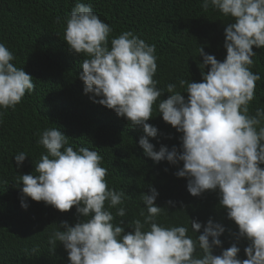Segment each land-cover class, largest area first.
I'll use <instances>...</instances> for the list:
<instances>
[{
	"label": "clouds",
	"instance_id": "obj_1",
	"mask_svg": "<svg viewBox=\"0 0 264 264\" xmlns=\"http://www.w3.org/2000/svg\"><path fill=\"white\" fill-rule=\"evenodd\" d=\"M201 7L218 10L234 22L225 28V59L218 60L201 46L202 81L180 79L183 93L175 83L167 84L166 90L157 87L155 45L125 31L113 37L109 47L112 28L90 3L77 0L63 21V39L70 51L87 57L79 73L84 93L126 118L133 128L142 126L145 135L139 145L147 157L156 163L166 160L178 166L182 162L175 175L187 178V190L194 197L218 190L219 205L238 225L237 241H249L244 248L247 258L239 257L237 243L223 249L220 237L226 228L212 218L206 225L190 218L195 239L188 235L187 226L158 223L168 207L157 205L159 192L151 184L147 186L150 194H140L143 220L114 223L116 217L127 215L122 205L128 194L108 187L102 155L83 146L74 150L60 127H51L37 141L46 154L41 153L35 163L36 174L20 175L16 187L22 182L21 207L25 210L30 197L61 212L75 206L78 217H83L74 226L62 221L48 238L54 251L57 242L63 244L70 264H264V107L254 115L249 111L256 82L261 80L250 66L257 55L254 47L264 48V0H202ZM56 22L61 23V18ZM14 59L0 43V109L4 110H14L26 92L35 88L33 77L14 66ZM165 92L170 95L161 99ZM154 106L165 122L182 133L180 148L161 145L157 151L149 141L159 135L158 128L147 122L153 118ZM27 158L26 152L17 154V167ZM167 204L175 207L172 200ZM126 227L132 231L126 232ZM216 248L222 249L220 255L214 254Z\"/></svg>",
	"mask_w": 264,
	"mask_h": 264
},
{
	"label": "trees",
	"instance_id": "obj_2",
	"mask_svg": "<svg viewBox=\"0 0 264 264\" xmlns=\"http://www.w3.org/2000/svg\"><path fill=\"white\" fill-rule=\"evenodd\" d=\"M81 2L90 3L99 18L111 26L109 47L111 39L125 31L155 45L158 69L154 79L159 81L158 88L166 90L167 84L175 83L183 93L180 79L201 82L198 66L203 62L199 56L201 46L220 61L227 55L225 28L234 20L211 7L204 11L202 0ZM76 3L77 0H0V43L13 53L14 66L24 68L35 85L14 110L0 109L4 112L0 117V264H70L63 244L57 242L54 251L48 238L62 221L74 226L83 217H78L75 206L61 212L30 197L29 208L25 210L21 207L22 182L20 188L16 187L20 175L36 174L35 163L41 159V153L46 154L37 141L43 130L51 127H60L74 150L83 146L102 155L101 166L108 169V187L128 194L122 205L127 215L116 217L114 223L124 219L127 225L134 219L143 220L139 216L144 208L140 194H150L147 186L151 184L159 192L157 205L169 210L157 218L158 223L165 227L187 226L188 235L195 239L190 218L205 225L212 218L226 228L220 237L223 249L237 243L241 249L239 257L246 259L244 248L249 241L243 238L237 241L238 225L228 219L227 210L219 205L218 190L192 196L187 190V178L175 175L182 162L178 166L166 160L154 162L139 145L140 137L145 135L142 126L133 128L126 118L94 103L91 94L84 93L79 73L87 57L70 51L63 39L66 28L63 21ZM57 17L61 23L56 22ZM253 50L257 55L252 58L250 70L261 76L249 105L250 114L254 115L257 108L264 107V48ZM169 95L165 92L161 99ZM184 95L187 99L188 94ZM147 122L159 130L156 138L149 137L157 151L161 145L170 150L173 146L180 148L182 133L165 122L155 106L153 118ZM20 152H26L28 158L17 167L15 156ZM169 200L175 202V207L168 206ZM111 211L115 214L116 210ZM127 231L132 229L126 227ZM34 248L37 250L33 251ZM221 251L216 248L214 254L220 255Z\"/></svg>",
	"mask_w": 264,
	"mask_h": 264
}]
</instances>
